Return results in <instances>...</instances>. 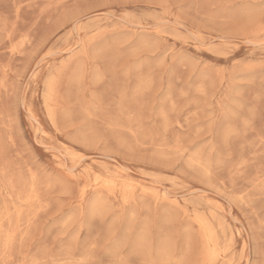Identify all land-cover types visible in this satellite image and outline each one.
<instances>
[{
    "label": "rangeland",
    "instance_id": "rangeland-1",
    "mask_svg": "<svg viewBox=\"0 0 264 264\" xmlns=\"http://www.w3.org/2000/svg\"><path fill=\"white\" fill-rule=\"evenodd\" d=\"M0 264H264V0H0Z\"/></svg>",
    "mask_w": 264,
    "mask_h": 264
},
{
    "label": "bare ground",
    "instance_id": "bare-ground-1",
    "mask_svg": "<svg viewBox=\"0 0 264 264\" xmlns=\"http://www.w3.org/2000/svg\"><path fill=\"white\" fill-rule=\"evenodd\" d=\"M51 90V89H50ZM52 92V91H51ZM52 94V93H51ZM51 109V108H50ZM30 117V116H29Z\"/></svg>",
    "mask_w": 264,
    "mask_h": 264
}]
</instances>
